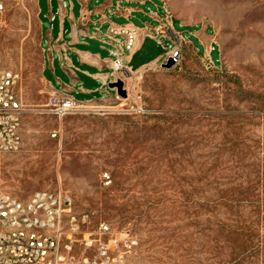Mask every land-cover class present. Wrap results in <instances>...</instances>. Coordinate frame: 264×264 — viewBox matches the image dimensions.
I'll return each mask as SVG.
<instances>
[{"label": "rangeland", "instance_id": "1", "mask_svg": "<svg viewBox=\"0 0 264 264\" xmlns=\"http://www.w3.org/2000/svg\"><path fill=\"white\" fill-rule=\"evenodd\" d=\"M139 2L133 23L163 27L181 63L132 74L126 98L75 90L79 111L59 119L50 84L65 78L42 51L37 0H0V69L19 75L24 110L0 191L70 198L89 220L79 240L102 223L129 232L125 264H264V0ZM165 53L145 38L130 67Z\"/></svg>", "mask_w": 264, "mask_h": 264}, {"label": "built area", "instance_id": "2", "mask_svg": "<svg viewBox=\"0 0 264 264\" xmlns=\"http://www.w3.org/2000/svg\"><path fill=\"white\" fill-rule=\"evenodd\" d=\"M3 9L0 4V14ZM145 38L155 40L166 50L160 65L169 60L174 66L181 63V44L163 27L150 34L148 27L126 25L110 32L109 39L114 42L109 52L113 59L111 82L121 80L125 88V79L140 72L133 71L129 63ZM164 40L168 42L166 47ZM18 80L17 73L0 69V154L16 153L22 146L24 110L15 91ZM50 105L51 114L59 119L80 109L72 96L54 88L50 91ZM88 223L87 216L73 215L71 200L66 196L38 192L21 200L0 191V264H125L123 251H133L136 239L129 232L119 235L105 223L100 224L95 241L77 239ZM77 246L80 254L73 251Z\"/></svg>", "mask_w": 264, "mask_h": 264}, {"label": "crops", "instance_id": "3", "mask_svg": "<svg viewBox=\"0 0 264 264\" xmlns=\"http://www.w3.org/2000/svg\"><path fill=\"white\" fill-rule=\"evenodd\" d=\"M139 4V0H37L41 47L44 42L48 46L42 51L53 73L55 58L59 64L65 78L64 82L57 78L62 85L61 92L71 96L76 90L85 95L98 93L101 97L111 93L109 52L114 42L109 39L110 32L126 25L139 28L133 23L137 14H141ZM124 58H127L126 53ZM160 58L143 64L136 71L156 65ZM50 87L53 88L51 84Z\"/></svg>", "mask_w": 264, "mask_h": 264}, {"label": "water", "instance_id": "4", "mask_svg": "<svg viewBox=\"0 0 264 264\" xmlns=\"http://www.w3.org/2000/svg\"><path fill=\"white\" fill-rule=\"evenodd\" d=\"M162 67L164 69H171L173 67L172 60H169L166 64L162 65ZM108 87L111 91H115L121 98L127 97V93L124 89V83L121 80H118L117 82H111Z\"/></svg>", "mask_w": 264, "mask_h": 264}]
</instances>
